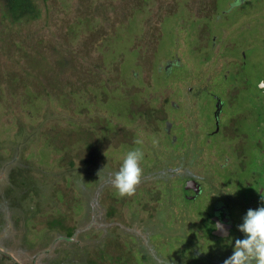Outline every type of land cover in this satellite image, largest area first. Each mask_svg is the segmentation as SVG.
<instances>
[{
  "label": "rangeland",
  "instance_id": "rangeland-1",
  "mask_svg": "<svg viewBox=\"0 0 264 264\" xmlns=\"http://www.w3.org/2000/svg\"><path fill=\"white\" fill-rule=\"evenodd\" d=\"M212 2L46 0L47 17L32 29L18 27L16 34L0 25V32L3 31L0 66L11 70L10 76L23 79L24 83L7 82L0 71V264H88V261L90 264H181L175 241L162 239L154 243L149 239V231L157 230L154 225L157 221L177 239L186 224L178 229L170 226L176 221L174 211L170 213L169 222L161 211L148 216L153 203L164 207L166 196L170 206L179 207L181 187L177 175L182 168L186 174H204L201 172L204 168L215 166L213 159L236 155L220 136H204L201 140L205 134L195 135L192 142L187 131L180 135L184 122L181 110L188 108L183 102L191 80L199 79V86H208L200 90L201 98L197 101V115L204 117L202 123L210 128L202 129L203 133L216 130L213 95H220L230 98L225 105L222 97L219 98L224 110L222 121L226 122V117L232 114L248 116L245 122L238 119L240 125L244 130L248 127L250 135L263 136L258 133L263 129L254 128L262 120L258 117L264 115V99L262 102L258 99L259 95L264 96L259 88L261 84L264 86V0H216V12L206 18L205 13L201 14ZM111 8L113 12L105 16L104 11ZM96 10L93 24L102 26L90 46L91 55L81 60L83 67L90 71L87 76H91L92 81L88 85L85 80L81 82L88 96L79 97L74 108L87 106L91 116L89 125H85L88 129L93 126L92 118L103 120L105 127L99 131L102 139L106 137L105 129L112 127L110 124L123 126L128 132L125 136L118 133L122 136L118 135L116 140L106 139L103 155L91 160L90 150H94V145L82 150L77 143L61 144L51 138L52 131L70 130L76 124L67 120L69 114L65 115L67 112L60 108L56 98L52 101L39 85L37 89L28 84L27 73L32 69L28 66L33 51L42 52V58L51 62L53 55L47 42L65 43L84 55L82 40L89 32L78 27L75 34L72 31L68 36L67 31L75 27L78 17H91V12ZM125 15L126 22L121 24ZM18 34L26 36L30 51L27 58L21 57L20 65L11 57ZM38 58L40 62L41 56ZM189 78L190 81L182 82ZM18 84L29 87L18 89L21 94L12 95ZM35 93L37 98L31 100ZM172 102L180 107H174ZM150 106L154 114L146 116ZM161 119L170 122L169 133L163 129L166 125ZM21 123L25 127V138L37 137L38 142L18 140L17 146L12 144L13 134ZM38 131L40 135H36ZM7 134L11 141L6 139L5 142ZM153 139L158 142L155 147L151 143ZM189 141L193 145L190 149L186 148ZM199 145L205 149H199ZM137 147L145 154L141 163L142 179L133 195L121 196L110 183V172L119 167L128 150ZM67 156L74 160L73 166ZM83 157L84 160H79ZM22 161H27L28 165L19 176ZM22 178L30 188L42 187L39 188L43 192L40 198L38 191L37 196L30 198V190L24 189L28 200H19L20 195H24L18 181ZM56 183L60 185L59 190L53 188ZM202 197L200 199H204ZM30 200L35 206L29 205ZM111 204L120 216L118 212L109 218L106 216L107 206ZM53 219L61 224L55 223L51 228ZM68 227L74 228L73 235L64 233ZM106 244L110 261L102 258L99 263V249ZM183 246L190 264L204 262L198 257L194 260L193 249Z\"/></svg>",
  "mask_w": 264,
  "mask_h": 264
},
{
  "label": "flooded vegetation",
  "instance_id": "flooded-vegetation-1",
  "mask_svg": "<svg viewBox=\"0 0 264 264\" xmlns=\"http://www.w3.org/2000/svg\"><path fill=\"white\" fill-rule=\"evenodd\" d=\"M214 11L216 12V7ZM202 13H205V16L208 17V14H212V9L210 7L205 8ZM190 80L189 78V80H183L182 82L186 83ZM191 83L192 85H188L186 88L188 93L184 95V102L186 103L183 102V104L188 105V108L185 110L183 107V110H181V117L184 118L181 121L184 122L181 126L180 135H185L184 132L187 131L189 133L188 138L192 142L195 135L205 134L202 135L201 140H204V136H220V139L226 140V144L229 143L236 155L235 157L231 155L230 158L226 156L222 159L217 158L218 160L213 159V162H216L215 166L212 164L211 169L210 166L204 168L201 171L204 174H186L182 168L177 175V178L180 177L181 187L179 207L170 206L171 202L167 205L165 203L164 207H157L156 202H152L154 206L148 216L153 215L154 211H161L169 222L171 220L170 213L174 211L176 221L170 226L178 229L180 225L186 224V227L178 233L177 239H174V236L169 234L172 233L171 231H164L155 221L154 225L157 230L149 231V239L154 243L162 239L166 241L173 239L178 245V256L181 264L191 263L188 254H185L186 249H184L183 244L186 247L190 246L191 250L193 249L194 260L196 257L204 259V262L199 261V264H223V260L231 255L235 240L243 236L237 226L242 222V217L246 211L249 208L255 209L264 204V201L261 200V197L264 196V140H261L264 139V127L261 126L264 124V115L258 117L262 120L259 119V125L254 128L256 131H258V128L263 129L261 132L258 131L263 136L255 137V133L251 135L248 133V127H245L244 130V126L240 125L241 122L238 119L242 117L233 116L232 114L230 117H226V122L222 121L224 110L222 104L220 109H217L218 102L222 100L225 105V102L229 103L230 98L224 99L220 95H213L216 101L213 119L216 130H219V132L213 129L203 133L202 129L209 130L210 128L202 123L201 120L204 117L197 115V101L201 98L200 90H205L208 86H199V79L191 80ZM259 88L264 93L263 84ZM259 96L258 99L262 102L264 96ZM172 104L174 107H180L175 102H172ZM178 111L180 110L178 109ZM262 112H264V109H262ZM242 119L244 122L245 120L248 121V116ZM162 121L166 125L163 129L169 133L170 122L167 119ZM200 124L202 127H200ZM184 140L185 136L182 138V141ZM206 140L205 145L207 144ZM190 141L186 142V148L188 149L192 145ZM196 144L199 143L196 141ZM198 147L201 148L200 145ZM183 156L184 153L180 158L182 159ZM224 159L230 162L231 165H228ZM213 167L217 168L213 169ZM201 197L204 199H200ZM208 209L209 211H206ZM191 214L193 215L192 219ZM218 222L224 225L226 234L217 229Z\"/></svg>",
  "mask_w": 264,
  "mask_h": 264
},
{
  "label": "trees",
  "instance_id": "trees-1",
  "mask_svg": "<svg viewBox=\"0 0 264 264\" xmlns=\"http://www.w3.org/2000/svg\"><path fill=\"white\" fill-rule=\"evenodd\" d=\"M45 1L46 0H0V25H1V28L3 29L4 27H2V25H4L6 27V29H9L11 32L16 33V34H17L19 28L20 29H26V30L32 29L33 25H36L38 21L40 22L41 19L47 17L46 14L48 13V8H47V5L45 4ZM215 2H216V0H213L212 5L210 6V9H212V13H214L215 7H217ZM109 10L110 9H107V12L104 11L106 13L105 16L108 14V12H110V13L113 12V8H111L110 11ZM97 11L98 10H96L93 13L91 12V17H89L88 15L78 17V20L75 23V27H73L75 30L73 28H70V29L68 28L69 30L67 31V33L69 32L68 36H71L72 33L75 34L78 31V27H82L83 30L85 31V33L87 31L89 32L87 34V36H85L83 38L84 40H82L81 46L85 48L84 49V51H85L84 55H83V53H81L80 50L72 49V48H70L69 45H67L65 43H59L58 45H56V44H52L50 42H47L46 44L49 45V50L51 52V55H53L51 62H48V59L46 57L42 58V56H43L42 52L33 51L32 52L33 56H32V59L30 60V65L28 66L29 68H32V69H31V71L30 70L28 71L29 73H27V75H28L27 79L30 82L28 83L25 80L28 84L35 85V87L39 85L41 87V91L43 90V92L45 93V95L47 97L53 99V100L52 99H50V100L54 101V99L56 98L55 101H57V103H59L61 105L60 108L65 110V113L67 112L65 115L69 114V117L67 120H69V121L73 120L76 124L75 127L71 128L70 130L69 129L68 130L61 129L60 132L52 131L53 135L50 134L51 138L52 139L55 138L56 142L61 143V144H64L65 141H67L72 146L75 145L74 143H77L79 145L80 149H82V150H88V148H90L91 145H94V147H95L94 150H90V153L93 155V157H90L91 160L98 157V156L103 155V149H105L104 144H105L106 139L110 138L111 140H116V139H118V135L125 136V133L128 132V131H124L123 126L112 125L109 123V120H108V123L112 127H108V129H105V136L106 137L102 139L99 137V131H100V129H103L105 127L103 124V120L99 117L92 118L93 122L90 124H93V126H89L90 129H88L85 125H89V119L91 118V116H89V114H88L87 106L77 108V106H78L77 105L76 108H74V105L79 100V97H81V96L87 97L88 96L86 93L87 89H84L80 86L81 82H83L85 80L86 84L88 85V84H91L90 81H92L90 79L91 76L90 77L87 76L90 71H87L86 68L83 67L81 60L83 58H86L85 56L91 55L90 46H91L92 42L97 39V34H98V32L102 26V24L99 26H96V23L93 24V22H94L93 20L95 18L94 15L97 14ZM130 11H131V9L129 10V12ZM131 13L132 12H130L129 14H131ZM129 14H127V15H129ZM198 14H201V13H198ZM127 15H125L124 20L123 19L121 20V22H120L121 24L126 22ZM201 15H204V14L202 13ZM209 15H211V14H209ZM104 18H109V17H104ZM111 18L115 19L117 22L119 21V19H116L112 15H111ZM69 27H71V26H69ZM2 33H3V31L0 32V34H2ZM15 38H16L15 49H14L15 53L12 54L11 57H13L16 64L20 65L19 62L22 59L21 57L27 58L28 52L30 53V51L28 50L29 44H26L27 40H26V36H24V35L18 34L15 36ZM38 45H41V40H38ZM39 56H41L40 62L38 60ZM6 68H7V66H6ZM9 68L10 67H8L7 69H9ZM0 71H1V75L5 76V79L7 82H11L13 84H15L17 82H20L19 84L23 83V79H17L15 77L10 76L11 70L10 71L6 70L5 67H3V65L0 66ZM6 72L9 74H6ZM83 78H85V79H83ZM19 84L17 85V88L15 89L17 91L14 90L12 92V95L13 94H21L18 91V89H21V88L27 89L29 87L27 85L20 87ZM80 89H82V90H80ZM38 92H40V91H38ZM81 92H83L85 94H80ZM27 95H30V94H27ZM57 97L60 98L61 102L60 101L58 102L59 98H57ZM35 98H37L36 93H35V95L33 94V98L31 100H34ZM150 107H151V109H148V112H145L146 116H152L154 114L152 112L153 107L152 106H150ZM74 113H76V114H74ZM41 123L42 124L40 125V127L43 125V122H41ZM24 128L25 127H24V125L22 126V123L19 124V128H18L17 132H14V134H13V140L11 141L10 134H7L6 135L7 137L5 138L4 141L6 142V139H9L12 142V144H14L16 146L22 140H27V142L28 141L38 142L39 141L37 137H35V139H34V137L30 138L29 140H28V138H25L26 135H24ZM38 130H39V128H38ZM55 132H57V133H55ZM120 132H122L121 133L122 135L118 134ZM37 134L40 135L41 132L38 131L36 133V135ZM18 140H20V141H18ZM0 144H2V141H0ZM1 157H2V155H1ZM67 159L69 161V164L71 166H73L74 160L73 159L71 160V158H69V156H67ZM84 159L85 158L83 157L82 159H79V160H84ZM61 161L62 160L60 159L58 162L60 163ZM85 161H88V160H85ZM92 163H94V162H92ZM21 164L23 165V167H21L19 165L20 169L18 171V175L22 171L25 172V169L27 168V165H28L27 161H25L24 163L22 161ZM59 166H62V165L59 164ZM42 180H45V179H42ZM18 181H20L19 188L22 187L20 189V191L23 190L22 192H24V195H22V196L20 195V197H19L20 201L28 200L26 197L27 193H26V191H24V189L30 190L31 193L28 194L30 196V198H31V196H35L36 192L38 191L39 194L37 193V195H39V198H40V193H43V192L42 191L40 192L39 188H42V187L38 186L36 188L35 187L30 188L28 183L26 181H24L23 178H22V180H18ZM44 183H47V181ZM53 188H55L56 190H59L60 185L58 183H56L53 186ZM42 190H44V189H42ZM52 195H53V192L50 191L49 196L51 198H52ZM19 200H18V202H20ZM28 202H29V205L35 206V204H34L35 202L33 203L31 200ZM165 202H166V205L170 203L168 200V197H166V196H165ZM107 207H108V209H107L108 211H107L106 216L108 218L111 217L114 213L118 212L117 208H115V206L113 204H111ZM118 216H120L119 212H118ZM52 222H53L52 225H50L51 228H53L55 223L61 224L59 220L53 219ZM61 226L64 227L63 225H61ZM65 230H66V232H64V233L67 235L68 234H70V235L74 234V228L71 229L70 227H68ZM104 246L105 247H103L102 249H99L100 254L97 256L99 259V263H101L102 258L105 261H110L109 260V253L107 252L108 251V244H106ZM88 264H90V261H88Z\"/></svg>",
  "mask_w": 264,
  "mask_h": 264
},
{
  "label": "clouds",
  "instance_id": "clouds-1",
  "mask_svg": "<svg viewBox=\"0 0 264 264\" xmlns=\"http://www.w3.org/2000/svg\"><path fill=\"white\" fill-rule=\"evenodd\" d=\"M151 143L155 147L158 142L153 139ZM144 155L141 148H132L124 154L119 167L110 172V183L119 195L131 196L135 193L143 175L141 163ZM261 200L264 201V196ZM216 227L226 234L223 224L218 222ZM237 227L243 236L235 240L233 251L223 264H264V204L255 209L249 208Z\"/></svg>",
  "mask_w": 264,
  "mask_h": 264
},
{
  "label": "water",
  "instance_id": "water-1",
  "mask_svg": "<svg viewBox=\"0 0 264 264\" xmlns=\"http://www.w3.org/2000/svg\"><path fill=\"white\" fill-rule=\"evenodd\" d=\"M217 109L219 110L220 109V106H221V102H218V105H217Z\"/></svg>",
  "mask_w": 264,
  "mask_h": 264
}]
</instances>
